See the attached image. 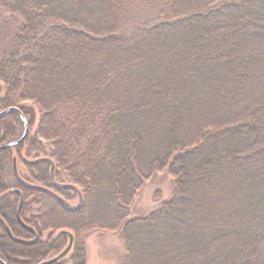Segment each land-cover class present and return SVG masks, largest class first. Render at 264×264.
Masks as SVG:
<instances>
[{
    "label": "trees",
    "instance_id": "16d2710c",
    "mask_svg": "<svg viewBox=\"0 0 264 264\" xmlns=\"http://www.w3.org/2000/svg\"><path fill=\"white\" fill-rule=\"evenodd\" d=\"M0 4L24 21L0 60L2 108L37 102L75 183L108 192L119 221L144 179L166 168L176 178L170 201L126 224V264H264V0ZM19 120L1 116L0 131ZM8 157L0 150L1 170ZM10 195L0 197V258L59 248L60 238L24 246L7 235L21 231Z\"/></svg>",
    "mask_w": 264,
    "mask_h": 264
},
{
    "label": "rangeland",
    "instance_id": "374dc122",
    "mask_svg": "<svg viewBox=\"0 0 264 264\" xmlns=\"http://www.w3.org/2000/svg\"><path fill=\"white\" fill-rule=\"evenodd\" d=\"M23 25L24 21L19 15L9 12L0 4V60L6 58L8 55L7 53L11 48L13 37L17 35ZM259 73L264 77V70H260ZM134 77L136 78L137 76ZM6 89L7 85L3 81H0V99L5 96ZM44 98H49V95H44ZM16 107L20 108V110L21 108L31 109L34 119L32 120V117L31 120L26 119L24 116L21 117L19 115L20 124L14 123V125H11L12 122L7 121V125L5 124L2 127L4 130L0 131V135L6 138L2 141L7 144L22 136L25 130L24 121L28 126L26 141L19 146V149L12 148L9 151V160L6 161L9 164V168L6 167L7 171L1 170L0 167V186L4 187V189L0 188V197L10 194L9 190L17 187V182L15 181L13 184L12 180L14 177L12 174L11 160L14 157L17 158V170L22 178L28 179L29 182L45 186H47L45 184L47 181L38 180V176H46L49 166L43 165L44 172L38 173L36 167L31 168L26 165L23 159L50 158L55 165L57 181L75 185L84 197L82 208L80 210L70 211L66 210L60 203H57L55 199L43 193L36 194L28 191L24 210L21 214L23 220L28 225L41 231L40 236L42 242H50L53 244L58 238L61 239V242L60 247L56 250L40 256L37 259L22 263L37 264L40 261L57 256L69 242L68 237L61 235V233L62 231H68L74 236L73 246L69 253L59 260L57 264H73L74 255H78L82 249L85 254V264H126L130 255L125 241L124 228L126 224L134 219L149 217L161 208L164 203L170 201L176 188L175 176L167 168L152 173L149 178L143 180L142 185L136 190L130 202L126 204V210L124 211L122 208L119 210L121 216L126 212L127 217L115 221V203L117 201L110 205L112 201H108V192L102 198L101 192L97 193L95 190L93 192L90 189H86L83 185L75 183L71 177V173L74 174V169L68 167L65 162L57 161L53 156L54 154L52 153L54 149L58 148L59 143L57 144L53 133L42 128L40 129L43 116L37 102L31 99H20ZM2 110L3 108L0 103V111ZM40 134L45 135L42 136ZM58 194L71 205L78 203V197L72 190L65 192L58 191ZM8 198V203L13 202L16 211L18 197L12 194ZM1 207L0 211L4 210L5 205ZM4 212L5 214H9L8 217L12 216L11 211L6 210ZM20 232L22 237L29 236L22 229ZM2 234L4 233L2 232L1 226L0 236ZM184 250L187 251V248H184Z\"/></svg>",
    "mask_w": 264,
    "mask_h": 264
},
{
    "label": "water",
    "instance_id": "95a60500",
    "mask_svg": "<svg viewBox=\"0 0 264 264\" xmlns=\"http://www.w3.org/2000/svg\"><path fill=\"white\" fill-rule=\"evenodd\" d=\"M10 112H17L21 117H23L20 108H18L16 106L1 111L0 112V117L5 115V114H8ZM24 124H25V130H24L22 136L17 141L1 145L0 146V150L14 147V146L22 143L25 140V138L27 137V134H28V126H27V123L25 121H24ZM42 162H48V163H50L52 165V168H51V180H52V184H53L55 189H58V190H72L78 195V203L76 205L69 204L63 197H61L59 194H57L56 192H54L53 190H51V189H49V188H47L45 186H40V185H37V184H31V183H29L27 181H24L23 179H21L18 176L16 164H14L13 170H14V174H15L16 178L25 187H28L30 189L37 190V191H42V192H44V193L56 198L57 200L62 202V204L65 206V208L67 210H70V211L78 210L82 206V204L84 202L83 194L81 193V191L75 185H73L71 183H60V182H57L55 180V178H54L55 165H54L53 161L50 158L43 157V158H38V159H35V160H32V161H28V163H30V164L31 163L32 164H38V163H42ZM11 193H17V194L20 195V200H19V205H18V210H17V218H18L20 224L26 230L36 234V231L33 228H31L29 225H27L21 219V216H20L21 208L23 206V193H22V191L19 190V189H12ZM66 233L68 234V237H69V242H68V245L66 246V248L62 252H60L57 256H55L54 258H52L50 260H47L45 262H42L41 264H54V263L58 262L59 260H61L63 257H65L69 253V251L71 250L72 245H73V235L70 232H67V231H66ZM12 239L14 241H16V242H20V243H23V244H31V243H34V242L38 241L39 237L36 234L35 239L33 241L22 240V239L16 238L15 236H12Z\"/></svg>",
    "mask_w": 264,
    "mask_h": 264
},
{
    "label": "flooded vegetation",
    "instance_id": "af4514ba",
    "mask_svg": "<svg viewBox=\"0 0 264 264\" xmlns=\"http://www.w3.org/2000/svg\"><path fill=\"white\" fill-rule=\"evenodd\" d=\"M3 111V110H2ZM1 112V111H0ZM26 139V138H25ZM18 140V139H17ZM17 140H15V141H17ZM25 141V140H24ZM23 141V142H24ZM14 142V141H13ZM23 142L22 143H20V144H18V145H16V146H14V147H11V148H8V150L10 151L12 148H14V149H19V146L20 145H22L23 144ZM4 150V149H3ZM37 159V158H36ZM33 160H35V159H33ZM12 173H13V175H14V177H15V180H16V182H17V184H16V188H11L10 190H9V193L10 194H15L18 198H17V207H16V211H15V217H16V220H17V223L20 225L19 227H20V229H22V230H24L25 232H27L28 234H29V236H23L22 237V235L20 234V232H19V229H18V231L17 230H15V231H12L9 227H7L6 228V233H7V235L12 239V236H15L16 238H19V239H22V240H26V241H33L34 239H35V236H36V234L38 235V237H39V239H38V241H36V242H34V243H31V244H23V243H20V242H17V243H19V244H22V245H24V246H32V245H34V244H36L37 242H39V241H41V231L40 230H38L37 228H35V227H33V226H31V225H29L31 228H33L35 231H36V234L35 233H33V232H30V231H28V230H26L21 224H20V222H19V220H18V218H17V210H18V205H19V200H20V195L19 194H17V193H11V190L12 189H19V190H21L22 191V193H23V206H22V208H21V212H20V216H21V214H22V211H23V208H24V206H25V200H26V198H27V190L28 191H30V192H40V193H43V194H45V195H47V196H49V197H51V198H53V199H55L56 200V202L57 203H60L64 208H65V206L62 204V202H60L59 200H57L56 198H54V197H52V196H50V195H48V194H46V193H44V192H42V191H37V190H33V189H30V188H28V187H25L17 178H16V176H15V174H14V170H13V167H14V164H16V168H17V158L16 157H14V158H12ZM23 161H24V163L26 164V165H28V166H30L31 168L33 167V168H35V167H37V166H39V165H48L49 166V169H48V173L46 174V176L45 175H43V176H38V180H41V181H43L44 180V182L45 181H47V183H45L47 186H45V185H40V186H45V187H47V188H49V189H51V190H53L54 192H56L57 194H58V191L59 192H65V191H68V190H58V189H55L54 188V186H53V184H52V180H51V168H52V165L50 164V163H48V162H42V163H38V164H30V163H28V161H32V160H27V159H23ZM17 173H18V176L21 178V179H23L24 181H27V182H29L28 181V179H24V178H22L21 177V175L19 174V172H18V170H17ZM39 173V172H38ZM54 178H55V180L57 181V179H56V171H55V169H54ZM57 182H59V181H57ZM29 183H31V184H35V183H32V182H29ZM60 183H62V182H60ZM37 185H39V184H37ZM75 193V192H74ZM76 194V193H75ZM77 195V194H76ZM32 196V195H31ZM61 196V195H60ZM62 197V196H61ZM77 197H78V195H77ZM67 201V200H66ZM84 203V202H83ZM82 206H83V204H82ZM82 206L78 209V210H80L81 208H82ZM66 209V208H65ZM67 210V209H66ZM21 219L23 220V218H22V216H21ZM24 221V220H23ZM25 222V221H24ZM27 225H28V223L27 222H25ZM61 235H63V236H67L68 237V234L66 233V231H62V233H61ZM68 239H69V237H68ZM13 240V239H12ZM14 241V240H13ZM16 242V241H15ZM14 259H16L18 262H24V261H31V260H33V258H31V259H29V258H22V257H15ZM52 259V258H51ZM48 260H50V259H48ZM45 261H47V260H44V261H40V262H38L37 264H41L42 262H45ZM57 263H59V262H56V263H54V264H57ZM0 264H7V263H5V261H3V259H1L0 258Z\"/></svg>",
    "mask_w": 264,
    "mask_h": 264
}]
</instances>
